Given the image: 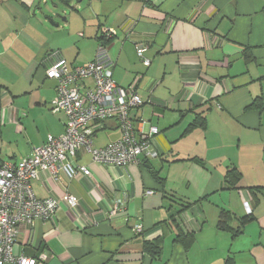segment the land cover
<instances>
[{"label": "crops", "instance_id": "0c3cea01", "mask_svg": "<svg viewBox=\"0 0 264 264\" xmlns=\"http://www.w3.org/2000/svg\"><path fill=\"white\" fill-rule=\"evenodd\" d=\"M43 2L0 0V164L63 134L65 115L50 112L56 82L45 77V59L91 62L102 27L116 31L103 40L114 82L139 78L143 104L130 116L136 127L159 129L152 145L160 156L119 168L80 151L76 162L91 176L54 182L41 173L37 198L67 193L78 207L61 203L52 220L22 224L15 252L44 255L43 264H264V0H77L75 15L53 19L56 26L43 19ZM136 46L146 48L148 67ZM119 138L108 120L92 141L102 148ZM234 169L235 186L225 180ZM221 212L231 230L217 227ZM246 216L252 221L240 228ZM156 241L160 253L151 256L143 245Z\"/></svg>", "mask_w": 264, "mask_h": 264}, {"label": "built area", "instance_id": "2783aa9c", "mask_svg": "<svg viewBox=\"0 0 264 264\" xmlns=\"http://www.w3.org/2000/svg\"><path fill=\"white\" fill-rule=\"evenodd\" d=\"M99 33L101 42L94 59L87 64L69 66L56 53L45 59V77L56 82L50 112L65 115L63 134L58 137L48 135L43 145L15 164H0V264H43L44 255L26 258L15 252L20 226L36 219L52 220L61 203L70 208L78 207V199L67 193L59 198H37L32 183L39 180L41 173L48 174L54 182L60 174L69 180L91 176L87 166L76 162L80 151L88 153L92 163L119 168L140 164V157L148 160L160 156L152 145L159 129L148 126L143 130V122L136 127L130 116L132 110L143 104L136 89L139 78L128 87H120L113 80L114 63L103 40L113 38L116 31L102 27ZM145 51V47L136 46L137 56L143 66L148 67L150 61L144 57ZM87 80L91 81L90 85L86 84ZM108 120L116 122L120 138L96 148L93 134ZM118 205L110 209L109 216L117 214ZM133 231L142 233L143 228L136 225Z\"/></svg>", "mask_w": 264, "mask_h": 264}, {"label": "trees", "instance_id": "16d2710c", "mask_svg": "<svg viewBox=\"0 0 264 264\" xmlns=\"http://www.w3.org/2000/svg\"><path fill=\"white\" fill-rule=\"evenodd\" d=\"M57 1L60 4L64 5V6H70V3H71L72 0H57ZM245 57H247V56H245ZM253 107H256V106L253 105ZM201 121H202V119L196 120L189 128L194 127L198 123L202 124ZM238 179H239V173L235 169L228 171L227 175L225 177L226 182L229 185H234V186H235V183H237ZM228 219H229L228 213L221 212L219 214V217H218L217 227L219 229H229V227L227 226V220ZM251 221H252V218L250 216H246V217L240 218L239 219L240 228L245 226L247 223H249ZM240 228L238 230H236V233L240 232ZM229 230H231V229H229ZM187 236L188 235L186 233H183L181 230H179V234L177 235L176 241H181L182 240L181 242H183V240L185 238H187ZM143 248H144V251L146 253H149L151 256H157L160 253V246H159L157 241L154 242V243L145 242L144 245H143Z\"/></svg>", "mask_w": 264, "mask_h": 264}, {"label": "rangeland", "instance_id": "374dc122", "mask_svg": "<svg viewBox=\"0 0 264 264\" xmlns=\"http://www.w3.org/2000/svg\"><path fill=\"white\" fill-rule=\"evenodd\" d=\"M56 0H44L43 4H42V11H43V19L48 23V25H52V26H56V22H52V20H56L58 21V23L63 24V18L67 16H73L75 15V12L71 9V6H76L77 5V0H73L72 1V5L71 6H64V5H59L55 3ZM55 11V14L52 16L53 18H49L50 15L48 14L51 10ZM65 13V15H64ZM81 23L80 19L77 17H75V19H73L71 21V26L77 27L79 24ZM59 38H61V33L58 32ZM79 37H82L81 35H79ZM77 36V34L75 33V42H74V46L71 44L72 48L71 50L74 51V54L77 53V48L76 46L79 44L81 38H79ZM65 41V40H63Z\"/></svg>", "mask_w": 264, "mask_h": 264}]
</instances>
